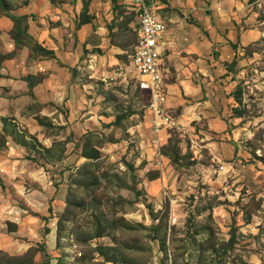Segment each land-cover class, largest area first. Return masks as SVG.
<instances>
[{"label":"rangeland","instance_id":"1","mask_svg":"<svg viewBox=\"0 0 264 264\" xmlns=\"http://www.w3.org/2000/svg\"><path fill=\"white\" fill-rule=\"evenodd\" d=\"M142 2L221 65L158 146ZM0 84V264H264V0H2Z\"/></svg>","mask_w":264,"mask_h":264},{"label":"built area","instance_id":"2","mask_svg":"<svg viewBox=\"0 0 264 264\" xmlns=\"http://www.w3.org/2000/svg\"><path fill=\"white\" fill-rule=\"evenodd\" d=\"M136 27L137 44L132 54V68H118L110 81L123 84H134L150 96L149 111L151 114L152 140L155 146L160 144L161 134L177 126L166 109L165 92L166 65L164 48L169 32V24L160 18L155 10L142 2L138 10ZM92 63V60L89 63Z\"/></svg>","mask_w":264,"mask_h":264},{"label":"crops","instance_id":"3","mask_svg":"<svg viewBox=\"0 0 264 264\" xmlns=\"http://www.w3.org/2000/svg\"><path fill=\"white\" fill-rule=\"evenodd\" d=\"M159 17L162 18L161 16ZM162 20L165 21V19L163 18ZM176 33L177 30L172 26L170 27L169 25V32L166 38L167 44L164 48V60L167 67L164 83H165V92L167 95L166 109L169 113H171L172 110L171 106H175L177 108L182 107L183 102L185 101V99L182 97L183 92L189 94L190 96H194V95L197 96L201 94L202 87L200 85L195 86L191 83L194 79L195 80H197V78L201 79L203 78V75H208L209 77H211L212 74L209 68L213 66L218 65L219 68L221 69V65L219 61L217 62L215 58L211 55L212 54L211 46L213 42L210 37L203 38L205 40L202 42V44H200L198 38L199 35L196 34L195 35L196 37H191V36L188 37L187 35H183L181 37L187 38L188 41L187 44L183 43L181 45L182 47H179L178 43L180 44L181 40L179 39L178 41L175 39ZM122 67L131 70L132 62H131V67L125 65L114 69L104 68L103 71L99 72L101 73L100 78L103 79V81L106 80L107 85L117 84L120 81H115V80L110 81V80L114 76V72L118 68H122ZM169 76L172 77V79L175 78V82L168 83ZM53 79L50 78V80L47 79V81L51 83ZM55 80L56 82L58 81L57 78H55ZM109 81L111 82V84L108 83ZM53 84L55 83L53 82ZM43 85H47V82L45 81ZM219 125L220 124L215 123L212 126L214 127V129H217ZM23 223L24 220L23 221L20 220L19 227H23Z\"/></svg>","mask_w":264,"mask_h":264},{"label":"trees","instance_id":"4","mask_svg":"<svg viewBox=\"0 0 264 264\" xmlns=\"http://www.w3.org/2000/svg\"><path fill=\"white\" fill-rule=\"evenodd\" d=\"M0 3H2V0H0ZM18 19L19 18H17V17H14L13 18V20L17 23V21H18ZM17 26V25H16ZM17 31H18V33H19V31H20V27H18L17 29H16ZM27 31V26H25V32ZM136 44H137V34H136V43H135V46H136ZM135 51V50H134ZM134 53V52H133Z\"/></svg>","mask_w":264,"mask_h":264}]
</instances>
